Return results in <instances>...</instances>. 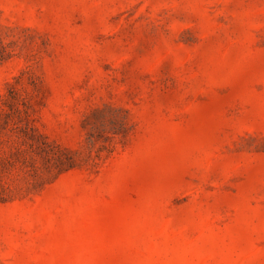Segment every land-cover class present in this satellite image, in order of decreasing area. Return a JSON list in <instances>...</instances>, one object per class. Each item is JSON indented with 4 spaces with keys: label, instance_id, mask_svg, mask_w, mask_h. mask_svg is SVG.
Instances as JSON below:
<instances>
[{
    "label": "rangeland",
    "instance_id": "rangeland-1",
    "mask_svg": "<svg viewBox=\"0 0 264 264\" xmlns=\"http://www.w3.org/2000/svg\"><path fill=\"white\" fill-rule=\"evenodd\" d=\"M0 264H264V0H0Z\"/></svg>",
    "mask_w": 264,
    "mask_h": 264
}]
</instances>
